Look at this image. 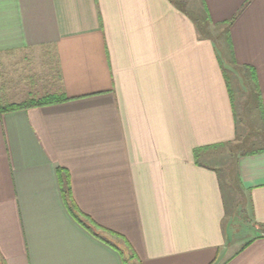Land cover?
I'll return each mask as SVG.
<instances>
[{"label": "crops", "instance_id": "crops-1", "mask_svg": "<svg viewBox=\"0 0 264 264\" xmlns=\"http://www.w3.org/2000/svg\"><path fill=\"white\" fill-rule=\"evenodd\" d=\"M187 3L0 0V54L49 57L68 98L0 115V264H264V149L234 162L243 240L203 162L239 134L231 68L264 125V0Z\"/></svg>", "mask_w": 264, "mask_h": 264}, {"label": "rangeland", "instance_id": "rangeland-1", "mask_svg": "<svg viewBox=\"0 0 264 264\" xmlns=\"http://www.w3.org/2000/svg\"><path fill=\"white\" fill-rule=\"evenodd\" d=\"M177 2L188 6L189 0H177ZM192 7H188V10L191 11V15L199 19L203 36L219 37L221 31L210 27L203 12L200 13L197 6ZM231 70L229 76L233 87L240 91H238L241 113L239 134L231 144L212 150L203 162L219 170L223 176L225 194L230 204L225 225L229 233L233 234L235 241H238L246 237L245 228L250 224L248 220L251 218V213L247 200L241 198L234 162L244 153L264 149V125L258 113L253 110L245 78L236 70L232 68ZM58 81L59 76L54 61L40 52L0 54V105L2 106L13 105L23 100L38 101L52 95L61 96L52 94Z\"/></svg>", "mask_w": 264, "mask_h": 264}, {"label": "trees", "instance_id": "trees-1", "mask_svg": "<svg viewBox=\"0 0 264 264\" xmlns=\"http://www.w3.org/2000/svg\"><path fill=\"white\" fill-rule=\"evenodd\" d=\"M68 101V98L61 95H52L48 96L44 99L41 100H29L20 104H13V105H6L2 106L0 105V115L5 114V113H11V112H16L20 110H27L30 108H35V107H44V106H49V105H54V104H59ZM220 146V145H219ZM222 146V145H221ZM206 149V148H205ZM203 149H198L195 151V155H197L200 151H204ZM261 151H253L249 152L250 154H257L260 153ZM248 152L245 153V155L249 154ZM65 200L68 206V209L72 216L75 218V220L80 223L84 228L89 230L93 235L98 236L95 230H101L102 232H108L111 233L112 235H116L113 232H109L102 227L98 226L96 223H94L91 219H89L87 216H85L79 208L76 206L74 203L73 199L70 197V195H65ZM118 236V235H117ZM124 257V254H123Z\"/></svg>", "mask_w": 264, "mask_h": 264}]
</instances>
